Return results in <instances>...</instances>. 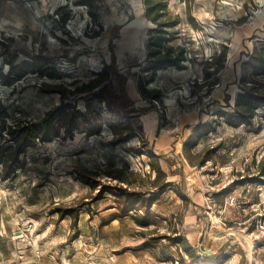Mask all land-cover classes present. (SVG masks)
Returning a JSON list of instances; mask_svg holds the SVG:
<instances>
[{
    "label": "rangeland",
    "instance_id": "1",
    "mask_svg": "<svg viewBox=\"0 0 264 264\" xmlns=\"http://www.w3.org/2000/svg\"><path fill=\"white\" fill-rule=\"evenodd\" d=\"M146 9L0 0V73L35 55L50 67L0 80V264H264V105L229 122L241 94L264 96V0H167L174 28ZM166 55L182 67L156 69ZM62 102L91 125L16 156L6 128Z\"/></svg>",
    "mask_w": 264,
    "mask_h": 264
},
{
    "label": "trees",
    "instance_id": "2",
    "mask_svg": "<svg viewBox=\"0 0 264 264\" xmlns=\"http://www.w3.org/2000/svg\"><path fill=\"white\" fill-rule=\"evenodd\" d=\"M146 5H147L146 16L148 17V19L156 23L158 28H174L180 23L179 17H174V18L167 17L166 19H163L164 16H167V0H146ZM165 40L166 39H160L156 45L161 46L162 43L165 42ZM167 40L170 41L172 39H167ZM0 44L2 43L0 42ZM2 54L3 53L0 51V55ZM182 60L184 59H182L181 56L171 57L170 55H166L164 57H159L155 61L156 64L155 68L160 69L163 68L164 66H177L181 68ZM9 64L11 68L10 71L7 73H0V80L5 84H11L12 81L17 76H24L28 72L38 73L39 75L42 76L47 75L50 68L48 59L42 55L40 56L35 55L33 57V61L30 62L25 60L22 61L17 66L13 65L12 62H9ZM104 70L106 69H103L100 74H103V72H105ZM116 76L121 77V80L126 79V77L120 73H116ZM108 77L109 74H105L104 77L101 79V81L106 80ZM98 85L99 84L93 85V83L86 84L81 87L75 88V90H73L71 94L75 95L78 92L92 91ZM58 92H60L63 95L65 93L64 90H60V89H58ZM102 92L103 91L95 93L94 95L96 96L95 98L103 99L104 97L101 95ZM237 104L240 109V113L239 115L233 117V119L230 120L229 122L235 126H239L241 124H251L254 116L252 108H254V106L264 105V96L263 95L258 96L251 92H248L245 95L241 94ZM243 106H245V108H243ZM220 115L226 116L227 112L223 111V113H220ZM83 121L88 126L91 125L90 119L86 117V114L83 111L77 109L70 102H62L54 109H52L48 113L47 117H45L41 121L30 123L28 125L23 126V128H18V129L16 128V126L15 127L8 126L6 128V132H10L11 136L17 142V145L14 148V150H15V155L18 156L21 152L24 151L21 150L20 148L22 142L28 140L29 142L27 143V145H30L35 141L37 137L42 141H51L55 136H59L60 125L64 127L65 131L69 135H73L75 130H78L82 127ZM4 129H5V125H4ZM207 158L210 159L211 156ZM12 160H14V158H12ZM79 172L82 181L88 184H91L94 181V178L87 171L84 172L79 171ZM130 210L132 209L127 207L124 212L127 213ZM187 252L191 253V251L189 250Z\"/></svg>",
    "mask_w": 264,
    "mask_h": 264
},
{
    "label": "water",
    "instance_id": "3",
    "mask_svg": "<svg viewBox=\"0 0 264 264\" xmlns=\"http://www.w3.org/2000/svg\"><path fill=\"white\" fill-rule=\"evenodd\" d=\"M201 249H202V250H205V247H204L203 244L201 245ZM207 252H208V253H211L212 251H211V250H208Z\"/></svg>",
    "mask_w": 264,
    "mask_h": 264
},
{
    "label": "crops",
    "instance_id": "4",
    "mask_svg": "<svg viewBox=\"0 0 264 264\" xmlns=\"http://www.w3.org/2000/svg\"><path fill=\"white\" fill-rule=\"evenodd\" d=\"M158 70H162V68L158 69Z\"/></svg>",
    "mask_w": 264,
    "mask_h": 264
}]
</instances>
